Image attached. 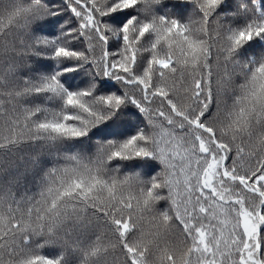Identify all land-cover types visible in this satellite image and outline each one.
Wrapping results in <instances>:
<instances>
[{"label":"snow or ice","instance_id":"1","mask_svg":"<svg viewBox=\"0 0 264 264\" xmlns=\"http://www.w3.org/2000/svg\"><path fill=\"white\" fill-rule=\"evenodd\" d=\"M0 264H264V0H0Z\"/></svg>","mask_w":264,"mask_h":264},{"label":"trees","instance_id":"2","mask_svg":"<svg viewBox=\"0 0 264 264\" xmlns=\"http://www.w3.org/2000/svg\"><path fill=\"white\" fill-rule=\"evenodd\" d=\"M41 35H43V34H41ZM32 66H35V64L33 63ZM11 159H12V158H9V159L5 160L4 165H2V166H4V167L10 166V165H11ZM25 163H26V164H27V163H30V161H28L27 158H26V159H25ZM29 188H31V185H29Z\"/></svg>","mask_w":264,"mask_h":264}]
</instances>
